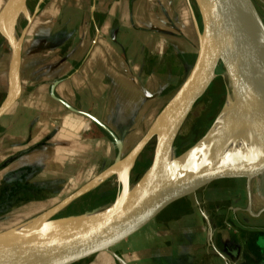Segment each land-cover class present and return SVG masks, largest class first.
I'll return each instance as SVG.
<instances>
[{
  "label": "crops",
  "instance_id": "crops-1",
  "mask_svg": "<svg viewBox=\"0 0 264 264\" xmlns=\"http://www.w3.org/2000/svg\"><path fill=\"white\" fill-rule=\"evenodd\" d=\"M192 8L198 16L195 0H38L22 41L21 95L0 121V157H8L15 194L40 203L49 192L52 199L72 193L116 158L107 132L52 97L55 82L57 97L115 132L123 154L128 129L147 119V131L196 57ZM1 48L0 87L6 93L10 49L3 39ZM251 194L253 213L243 187L208 185L171 204L165 220L149 223L119 246L127 242L135 264H259L264 179ZM101 257L90 264H103Z\"/></svg>",
  "mask_w": 264,
  "mask_h": 264
},
{
  "label": "water",
  "instance_id": "water-1",
  "mask_svg": "<svg viewBox=\"0 0 264 264\" xmlns=\"http://www.w3.org/2000/svg\"><path fill=\"white\" fill-rule=\"evenodd\" d=\"M29 0H6L0 10V34L10 49L5 97L0 103V121L21 95L22 41L27 26L18 35L9 21L22 16ZM192 17L198 49L187 76L156 115L145 134L125 154L123 143L106 124L89 112L52 97L69 110L100 126L117 147L114 162L84 185L37 216L0 232V264H80L114 249L157 218L167 207L212 184L243 187L252 212L251 188L264 179V56L259 84L251 80L248 33H257L254 47L264 50V20L254 0H195ZM39 6L36 7L37 12ZM29 10V9H28ZM35 12L26 17L28 24ZM25 14V13H24ZM225 82L226 99L218 117L204 136L180 154L177 140L196 106L214 81ZM221 123L225 161L205 163L199 150L212 142ZM154 142L152 158L135 183L131 173L140 155ZM116 178L114 199L81 214L56 217L78 198Z\"/></svg>",
  "mask_w": 264,
  "mask_h": 264
},
{
  "label": "rangeland",
  "instance_id": "rangeland-1",
  "mask_svg": "<svg viewBox=\"0 0 264 264\" xmlns=\"http://www.w3.org/2000/svg\"><path fill=\"white\" fill-rule=\"evenodd\" d=\"M263 20H264V0H254ZM2 3V1H1ZM38 3V0H29L28 1V9L29 14L32 15L34 11V7ZM21 22V23H20ZM28 24V20L25 17H20L17 32L18 35L21 34V31L24 27ZM2 42V36L0 34V43ZM2 49V48H1ZM0 49V57L3 53V49ZM171 55V53H170ZM172 56V55H171ZM176 62L178 63L181 58L175 57ZM170 59V58H169ZM172 59V58H171ZM195 60V55L193 54L191 59V64H193ZM178 70L180 67H178ZM188 67L181 70L183 73L179 74L180 79L187 74ZM180 71V72H181ZM178 74V73H176ZM182 82V80L176 81V87ZM0 103L2 102L5 91L0 87ZM169 91H172L171 89ZM169 96L163 98L161 105L163 102L168 99ZM226 99V88L225 82L222 78H217L213 85L211 86L210 90L206 93L204 98L200 100L196 106V112L194 113L193 118H191L187 124L185 125L182 133L179 135L177 140V150L176 154H180L181 152L185 151L187 148L192 146L196 143L202 136L206 134L210 126L218 117L222 107L224 105ZM201 107V108H200ZM198 113V114H197ZM196 114V115H195ZM153 114H148V116H152ZM147 120V119H146ZM146 120L140 126L138 123V127L128 129L127 134H125L124 140L127 142L124 154L127 153L135 143L141 138V136L146 131L147 122ZM197 123V124H196ZM6 124V123H5ZM3 132L2 127H0V133ZM14 131L9 129L8 133L12 134ZM122 133V130H119ZM154 142L150 143L143 153L140 155L138 159V163L140 166L138 168H134L131 173V182L135 183L136 180L142 175L144 170L147 167L148 162L152 158ZM8 157L1 159L0 157V232L5 231L7 229H11L15 226L20 225L28 221L29 219L37 216L41 212L45 211L56 203V201L60 200V197L67 196L71 191L64 192L60 197L53 198V193H48V196L45 198L44 201L40 203L30 202L28 201L27 197L24 193L14 194L12 196L13 189L9 186V178L8 175V164H7ZM12 174V171H11ZM50 188V187H49ZM72 190V189H71ZM118 191V183L116 178L109 179L108 181L104 182L99 187L95 188L94 190L90 191L86 195L78 198L65 209H63L56 217H63L68 215H75L81 214L87 211H91L97 207L105 205L111 199L115 197L116 192ZM59 195V194H58ZM171 210V209H170ZM169 216V211L166 209L163 211L155 221H152L151 224H156L160 220H165ZM127 242L122 245V247L118 246L117 251L125 256H129V258L135 257V254H128L127 250ZM102 256V263L103 264H120V262L115 261L108 253L100 255ZM94 261V257L89 259L80 264H90ZM132 261V259H131ZM135 264L134 261L131 262Z\"/></svg>",
  "mask_w": 264,
  "mask_h": 264
},
{
  "label": "bare ground",
  "instance_id": "bare-ground-1",
  "mask_svg": "<svg viewBox=\"0 0 264 264\" xmlns=\"http://www.w3.org/2000/svg\"><path fill=\"white\" fill-rule=\"evenodd\" d=\"M24 10H25L24 11L25 14L23 13L22 17H25V18L30 17L29 10L28 9H24ZM19 20L20 18H18L17 21L11 20L9 21L8 24L11 28H13L14 26L16 29V27L18 26ZM256 40H257V33L254 31L249 32L248 33V43H249L248 53H249V60H250L251 80H252V84L254 87L257 86V84H259L258 73L260 70V61L262 60L264 56L263 49L258 48L256 46L254 47L255 42H257ZM221 127H222L221 123H217V126H215V129L212 134L214 139L212 140L210 144H208L207 146L199 150L202 160L205 163H212V164L215 163L216 164V163H222L225 161V146H224Z\"/></svg>",
  "mask_w": 264,
  "mask_h": 264
},
{
  "label": "trees",
  "instance_id": "trees-1",
  "mask_svg": "<svg viewBox=\"0 0 264 264\" xmlns=\"http://www.w3.org/2000/svg\"><path fill=\"white\" fill-rule=\"evenodd\" d=\"M139 166H140V163L137 162V164H136L135 167L138 168ZM12 193H13V194H12V196H13V195L15 194V192H12ZM107 203H108V202H107Z\"/></svg>",
  "mask_w": 264,
  "mask_h": 264
},
{
  "label": "flooded vegetation",
  "instance_id": "flooded-vegetation-1",
  "mask_svg": "<svg viewBox=\"0 0 264 264\" xmlns=\"http://www.w3.org/2000/svg\"><path fill=\"white\" fill-rule=\"evenodd\" d=\"M9 183V182H8ZM259 264H264V260L259 261Z\"/></svg>",
  "mask_w": 264,
  "mask_h": 264
}]
</instances>
